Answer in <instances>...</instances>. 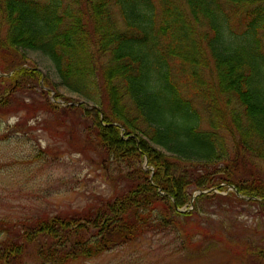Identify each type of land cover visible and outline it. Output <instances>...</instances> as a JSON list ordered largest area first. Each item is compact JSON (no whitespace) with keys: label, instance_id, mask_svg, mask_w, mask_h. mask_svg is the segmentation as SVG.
<instances>
[{"label":"trees","instance_id":"trees-1","mask_svg":"<svg viewBox=\"0 0 264 264\" xmlns=\"http://www.w3.org/2000/svg\"><path fill=\"white\" fill-rule=\"evenodd\" d=\"M28 50L83 101L53 103ZM6 115L21 119L3 138L41 130L37 158L84 175L74 203L0 221V264H77L151 234L194 246L206 204L245 203L214 189L264 206V0H0ZM244 251L264 264L262 247Z\"/></svg>","mask_w":264,"mask_h":264},{"label":"rangeland","instance_id":"rangeland-1","mask_svg":"<svg viewBox=\"0 0 264 264\" xmlns=\"http://www.w3.org/2000/svg\"><path fill=\"white\" fill-rule=\"evenodd\" d=\"M24 52L29 64L39 68L58 86L59 78L51 59L39 51ZM58 89L65 99L58 101L50 95L53 103L64 106L83 101L61 86ZM66 99L72 101L68 103ZM20 119L19 115L0 117V221L18 222L74 203L78 196L73 195L76 191H71L70 180L75 172L83 174L81 166L71 170L63 167L50 169L37 158L39 152L50 144L41 130L28 134L19 132L7 140L3 138L4 133H9ZM29 122L28 126L38 125ZM204 125L208 128L206 123ZM255 165L264 176V162ZM232 192V188L224 192L213 190L222 198ZM238 198L245 203H238L234 198L230 201L215 199L200 210L201 214H196L193 222L199 223L208 233L197 232L194 246H183L185 237L180 238L178 234H151L77 264H251L250 255L244 249L248 244L264 249V206L259 204V199L254 198L256 202H253L248 197Z\"/></svg>","mask_w":264,"mask_h":264},{"label":"water","instance_id":"water-1","mask_svg":"<svg viewBox=\"0 0 264 264\" xmlns=\"http://www.w3.org/2000/svg\"><path fill=\"white\" fill-rule=\"evenodd\" d=\"M203 193H205V192H203ZM236 193H237V195H239V192L237 190H236ZM194 198H195V196L192 198V202H194Z\"/></svg>","mask_w":264,"mask_h":264}]
</instances>
